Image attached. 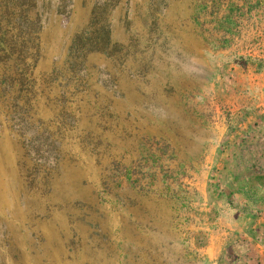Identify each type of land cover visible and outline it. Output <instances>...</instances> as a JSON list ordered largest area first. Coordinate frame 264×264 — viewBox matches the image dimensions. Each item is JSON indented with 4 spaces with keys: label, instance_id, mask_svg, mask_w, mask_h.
<instances>
[{
    "label": "rangeland",
    "instance_id": "1",
    "mask_svg": "<svg viewBox=\"0 0 264 264\" xmlns=\"http://www.w3.org/2000/svg\"><path fill=\"white\" fill-rule=\"evenodd\" d=\"M0 264H264V0H0Z\"/></svg>",
    "mask_w": 264,
    "mask_h": 264
}]
</instances>
